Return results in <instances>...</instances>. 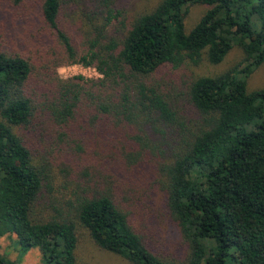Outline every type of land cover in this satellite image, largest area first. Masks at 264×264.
Here are the masks:
<instances>
[{
  "label": "trees",
  "instance_id": "trees-1",
  "mask_svg": "<svg viewBox=\"0 0 264 264\" xmlns=\"http://www.w3.org/2000/svg\"><path fill=\"white\" fill-rule=\"evenodd\" d=\"M75 63L102 76H60ZM263 64L264 0H161L130 20L118 0H0V237L41 264H79L82 237L132 264H264ZM144 163L183 260L135 209Z\"/></svg>",
  "mask_w": 264,
  "mask_h": 264
},
{
  "label": "rangeland",
  "instance_id": "rangeland-1",
  "mask_svg": "<svg viewBox=\"0 0 264 264\" xmlns=\"http://www.w3.org/2000/svg\"><path fill=\"white\" fill-rule=\"evenodd\" d=\"M160 1L161 0H118V5L125 13L126 18L130 20L140 13L151 10ZM203 10L204 7L200 5H196L191 8L187 19L189 27L193 25ZM241 57V51L238 48H235L222 64L212 66L207 63H203L199 67L183 68V71L177 74L178 76L176 78L180 79L179 75L183 74H212L219 72L240 60ZM58 72L60 76L64 78L73 77L75 75H84L88 78H100L102 76L95 67L85 66L80 63L62 65L58 68ZM261 87H264V64L251 75L248 82V89L250 91ZM146 171H149L151 178L147 180L149 183L143 186L145 193L142 195V205H136L135 209L137 211L144 209L151 212V214H147L146 211L143 212V222L149 221V224L153 226L154 230L148 237L152 241L153 248L156 249L158 253H161L162 256L183 260L188 251L179 242L178 237L180 236L178 234L177 227L175 223L170 220V218L165 216L162 217L160 213V177L157 172V168L151 166L149 163H144V165L141 166L140 173L142 174ZM148 191L153 192V196L150 199H148L146 194ZM0 253L13 260L19 261L22 264H41L42 254L40 249L33 247L30 248L27 253L22 254L21 248L19 249L17 244V236L15 234L0 237ZM79 264L132 263L120 256L102 250L90 238L82 237L79 246Z\"/></svg>",
  "mask_w": 264,
  "mask_h": 264
}]
</instances>
